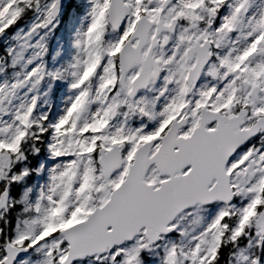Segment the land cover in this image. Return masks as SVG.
I'll list each match as a JSON object with an SVG mask.
<instances>
[{"label": "snow or ice", "instance_id": "snow-or-ice-1", "mask_svg": "<svg viewBox=\"0 0 264 264\" xmlns=\"http://www.w3.org/2000/svg\"><path fill=\"white\" fill-rule=\"evenodd\" d=\"M0 264H264V0H0Z\"/></svg>", "mask_w": 264, "mask_h": 264}]
</instances>
